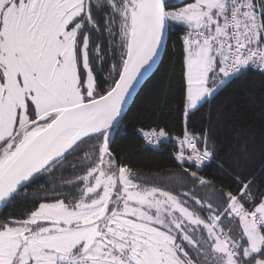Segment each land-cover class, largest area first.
<instances>
[{
    "label": "snow or ice",
    "instance_id": "6c2138e0",
    "mask_svg": "<svg viewBox=\"0 0 264 264\" xmlns=\"http://www.w3.org/2000/svg\"><path fill=\"white\" fill-rule=\"evenodd\" d=\"M154 70L179 134L138 131L173 143L167 180L112 147ZM249 71L264 76V0H0V211L32 205L0 215V264H264V137L210 104Z\"/></svg>",
    "mask_w": 264,
    "mask_h": 264
},
{
    "label": "trees",
    "instance_id": "16d2710c",
    "mask_svg": "<svg viewBox=\"0 0 264 264\" xmlns=\"http://www.w3.org/2000/svg\"><path fill=\"white\" fill-rule=\"evenodd\" d=\"M169 3L179 4L180 1L169 0ZM177 35L178 30L173 29L168 37V55H163L165 64L168 61V56L172 54V43L177 40ZM159 75L160 73L155 71L137 93L122 118L119 130L113 133L112 147L125 159V163L130 164L133 170L142 177L157 176L161 180H167L170 173L175 175L182 171L178 162L173 158V143L165 141L159 148L147 146L138 131L140 128L147 129L155 123H167L173 135L179 134V121L175 112L179 98L170 93L166 102L162 99L157 85ZM210 104L213 119L217 113H220L232 127L243 129L245 134L254 137L257 143L264 137V76L258 72L249 71L246 75L234 80L211 100ZM208 110L209 105H205L193 117V123L197 127L206 123ZM217 143L222 149L219 155L226 157L230 147L229 141L222 136ZM204 172L209 177L221 175L215 164L206 168ZM221 183L224 181L217 180L218 185ZM43 184L44 181L39 180L32 185L29 191L31 192ZM38 195L43 196L45 193L39 192ZM31 206L30 199L28 201L21 200L11 208H4L1 215L10 212L19 214Z\"/></svg>",
    "mask_w": 264,
    "mask_h": 264
},
{
    "label": "water",
    "instance_id": "95a60500",
    "mask_svg": "<svg viewBox=\"0 0 264 264\" xmlns=\"http://www.w3.org/2000/svg\"><path fill=\"white\" fill-rule=\"evenodd\" d=\"M180 1V0H179ZM162 55H164V53L162 52ZM159 63V62H158ZM155 72V70L153 71V73ZM153 73H150L147 77H145L144 79H142L140 81L139 84L136 85V89L135 91L132 93V95L128 98V101L126 103V105L124 106V112H123V116L124 114L127 112V110L129 109V107L131 106L132 102L134 101L137 93L139 92V90L141 89V87L143 86V84L146 82V80L153 74ZM122 116V118H123ZM4 210V209H3ZM2 210V211H3ZM2 211H0V215L2 213Z\"/></svg>",
    "mask_w": 264,
    "mask_h": 264
},
{
    "label": "built area",
    "instance_id": "2783aa9c",
    "mask_svg": "<svg viewBox=\"0 0 264 264\" xmlns=\"http://www.w3.org/2000/svg\"><path fill=\"white\" fill-rule=\"evenodd\" d=\"M146 145H147V146L154 147V148H159L161 144H159V145H154V144H149V143L146 142Z\"/></svg>",
    "mask_w": 264,
    "mask_h": 264
},
{
    "label": "rangeland",
    "instance_id": "374dc122",
    "mask_svg": "<svg viewBox=\"0 0 264 264\" xmlns=\"http://www.w3.org/2000/svg\"><path fill=\"white\" fill-rule=\"evenodd\" d=\"M172 2H174V0H171Z\"/></svg>",
    "mask_w": 264,
    "mask_h": 264
}]
</instances>
